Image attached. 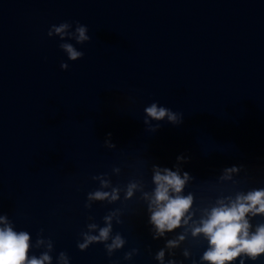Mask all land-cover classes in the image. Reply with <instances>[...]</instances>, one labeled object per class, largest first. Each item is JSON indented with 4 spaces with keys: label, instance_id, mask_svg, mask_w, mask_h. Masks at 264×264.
Wrapping results in <instances>:
<instances>
[{
    "label": "water",
    "instance_id": "obj_1",
    "mask_svg": "<svg viewBox=\"0 0 264 264\" xmlns=\"http://www.w3.org/2000/svg\"><path fill=\"white\" fill-rule=\"evenodd\" d=\"M65 22L63 37L48 35ZM77 23L88 41L77 42ZM63 44L83 56L71 60ZM153 103L181 122L147 118ZM154 168L187 172L180 195L193 196L184 219L192 218L163 236L144 196L154 192ZM113 188L116 201L88 199ZM261 189L264 0H0V216L29 234V259L209 264L208 240L193 227L218 200ZM113 212L108 240L78 248ZM246 218L250 233L264 224V214ZM117 234L125 244L109 256L105 244ZM241 260L264 264V254L230 264Z\"/></svg>",
    "mask_w": 264,
    "mask_h": 264
},
{
    "label": "clouds",
    "instance_id": "obj_2",
    "mask_svg": "<svg viewBox=\"0 0 264 264\" xmlns=\"http://www.w3.org/2000/svg\"><path fill=\"white\" fill-rule=\"evenodd\" d=\"M77 25L76 31L79 34L77 42L88 41L90 37L86 35L87 27L79 23ZM69 26L67 22L61 23L58 27L53 25L48 35L51 36L54 30L56 34L63 37ZM61 47L67 51L71 60L83 56L82 52H77L70 44H63ZM61 68L67 69L68 65L62 63ZM144 111L146 117L151 118V120L162 121L167 117L168 121L174 124L181 122L180 114L173 113L164 107H157L155 103L146 107ZM147 118L145 119L146 124L150 123ZM155 127H158V125L154 126L153 130H155ZM108 135L110 137L111 133ZM106 144L108 147H115L109 141H106ZM177 159L182 160L183 157ZM115 171L118 172L119 169H115ZM235 171H238L235 167L226 169L225 176L222 178L230 179L231 173ZM93 178L98 179L99 177ZM152 179L155 184L154 192L151 195L144 193V196L149 201L150 223L155 226L156 235L163 236L166 231L171 232L173 229L180 227L182 219L192 207L193 196L191 194L187 196L180 195L189 179V175L185 172L183 178H181L178 170L154 168ZM101 186L108 187L109 182L101 179ZM137 188V183H129L125 199H130ZM119 191V188H113L111 193L98 190L89 193L88 199L108 200L111 203L119 199ZM217 205L210 212H207L206 218L202 217L200 219L199 226H194L192 229L193 237L203 234L208 240L209 248L204 252L202 259L208 261L209 264H230L231 261L243 253L251 260H257L261 254H264V224L258 225L255 231L250 233L251 225L246 217L249 213L252 216L264 214V189L250 191L246 195L238 194L235 200L229 198L228 203H225L223 199L218 200ZM85 207L89 208L90 205L85 204ZM114 215H116L115 212L104 217L106 226L99 229V235L85 234L84 242L78 244V248L86 249L93 242L107 241L109 233L112 231L111 221ZM191 218V215H189L187 219H184V223L187 224ZM0 223L4 224V227H0V264H46V262L51 264V257L47 253L39 259L35 256L31 259L28 258L30 237L27 232L14 231L5 216H0ZM88 227L95 229L97 225L90 224ZM183 239V235L179 237V240ZM179 240H169L167 246L169 248L176 247ZM124 244L125 240L117 234L112 239L111 244H105V248L111 256L113 249L122 248ZM131 255L132 253H125L124 258L126 260L131 259ZM185 255H187V252H185ZM163 257L164 252L161 250L157 254V259L162 261ZM60 260L62 264H68L65 253L60 254ZM240 264H244V261L241 260Z\"/></svg>",
    "mask_w": 264,
    "mask_h": 264
}]
</instances>
